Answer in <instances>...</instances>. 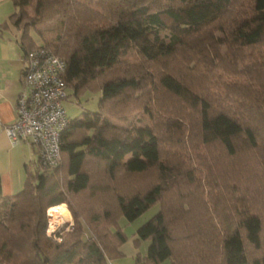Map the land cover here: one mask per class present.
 <instances>
[{
    "label": "trees",
    "instance_id": "obj_1",
    "mask_svg": "<svg viewBox=\"0 0 264 264\" xmlns=\"http://www.w3.org/2000/svg\"><path fill=\"white\" fill-rule=\"evenodd\" d=\"M11 1L0 30L66 62L65 100L101 99L70 119L57 168L39 159L19 193L0 188V264H112L121 221L155 207L134 264H264V0ZM53 19L39 45L30 31ZM138 110L151 129L111 122ZM65 204L75 229L54 241L47 212Z\"/></svg>",
    "mask_w": 264,
    "mask_h": 264
},
{
    "label": "built area",
    "instance_id": "obj_2",
    "mask_svg": "<svg viewBox=\"0 0 264 264\" xmlns=\"http://www.w3.org/2000/svg\"><path fill=\"white\" fill-rule=\"evenodd\" d=\"M66 70V62L48 48L27 52L17 118L3 126L12 145L30 143L37 149L42 165L52 169L61 164L62 138L70 123L63 107Z\"/></svg>",
    "mask_w": 264,
    "mask_h": 264
},
{
    "label": "crops",
    "instance_id": "obj_3",
    "mask_svg": "<svg viewBox=\"0 0 264 264\" xmlns=\"http://www.w3.org/2000/svg\"><path fill=\"white\" fill-rule=\"evenodd\" d=\"M10 3L11 0H0V25L8 22L14 13V5ZM12 30V26L0 30V188L5 197L22 190L26 166L34 168L39 161V154L33 145L26 141L12 145L3 127L16 120L17 101L23 90L25 52L20 45L21 31ZM67 213L71 219L68 210Z\"/></svg>",
    "mask_w": 264,
    "mask_h": 264
},
{
    "label": "rangeland",
    "instance_id": "obj_4",
    "mask_svg": "<svg viewBox=\"0 0 264 264\" xmlns=\"http://www.w3.org/2000/svg\"><path fill=\"white\" fill-rule=\"evenodd\" d=\"M10 4H12V3H10ZM14 11H15V8H14ZM29 14H31L30 11H29ZM12 29L14 30V32H17V30H15L16 29L15 27H12ZM59 29H60V25L58 23V19H53V20H50L49 22L43 24L42 26H40L37 29L38 32H41L44 35L45 40H42L41 38H39V35H38L36 30H31L30 35L34 38V40L36 42H38L39 45H43L44 44L43 42H45V41L54 44V43H56L55 39L58 35ZM134 60H135V58L132 57V62ZM100 99H101V93H99V92L93 93L91 91H87L78 100L76 97H74L73 92L71 90H69L68 91V98L63 102V106H64V109L66 111L67 117L69 119H75V118L81 117L83 115L98 112ZM149 107H150V105H149ZM111 122H112V124H115L119 127H124V128L135 127L137 129L148 130V129L152 128L153 118H152L151 112L149 110H146V111L138 110V111L134 112L130 116V118L127 120V122H125L124 124H122V123H120L114 119ZM130 158H131V155H128L124 158V160H129ZM192 165L195 166L194 162H192ZM195 169H196V166H195ZM196 171H197V169H196ZM66 206L70 212L71 219H69L67 210H65V208L63 206H57V207H62L66 211L65 217L67 218L66 219L67 224L62 225L60 227L57 225L56 226L57 229L54 230V232H53V229L50 228V220L48 218L47 234L54 241H59L61 239L59 237L60 233L72 232L75 229L74 218H73L71 211H70L67 204H66ZM156 210H157V207H155L153 210H151L150 212L145 214L143 217L139 218L138 220H136L134 222H128L125 219H123L121 221L122 228L124 229L126 235L128 236V241L123 246H121V248H120V250L124 254V256L122 258H118V259L114 260V264H134V259L138 253H142L143 255H145L147 253L149 243L144 242L141 245V248H139V247L137 248V246L135 244V240L137 238L135 236V233H136L137 229L139 228V226H141L144 222L148 221L151 218V216L156 212ZM48 212H49V210H48ZM48 212H47V215H48ZM57 232H59V233H57ZM163 264H170V263L165 262Z\"/></svg>",
    "mask_w": 264,
    "mask_h": 264
},
{
    "label": "bare ground",
    "instance_id": "obj_5",
    "mask_svg": "<svg viewBox=\"0 0 264 264\" xmlns=\"http://www.w3.org/2000/svg\"><path fill=\"white\" fill-rule=\"evenodd\" d=\"M66 211L62 207H52L49 209L48 218L50 220V228L56 230L59 227L67 224ZM62 228V227H61Z\"/></svg>",
    "mask_w": 264,
    "mask_h": 264
}]
</instances>
